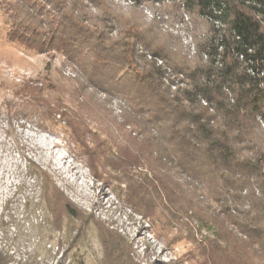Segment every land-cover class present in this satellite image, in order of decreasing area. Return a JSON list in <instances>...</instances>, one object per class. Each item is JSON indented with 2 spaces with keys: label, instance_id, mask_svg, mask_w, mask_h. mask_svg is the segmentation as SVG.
Masks as SVG:
<instances>
[{
  "label": "trees",
  "instance_id": "obj_1",
  "mask_svg": "<svg viewBox=\"0 0 264 264\" xmlns=\"http://www.w3.org/2000/svg\"><path fill=\"white\" fill-rule=\"evenodd\" d=\"M129 1L134 7L126 11L111 0H0V9L9 43L74 67L75 111L92 112L93 90L125 103L121 124L130 129V145L109 146L107 155L105 142L92 135V146L111 173L129 167L142 173L127 178L133 199L152 200L151 214L167 211L168 223L183 218L187 240L194 241L189 221L205 230L204 264H264V0L163 5L172 18L191 19L192 57L160 30L157 13L146 22L139 0ZM46 88L57 89L48 78L20 84L3 101L8 118L42 124L65 118L83 137L81 118H67L60 98L46 97ZM121 154L127 164L118 161ZM28 163L38 194L35 203H25L27 213L41 209L57 227L59 214L77 217L51 176ZM108 233L121 242V235ZM123 248L121 257L105 250V264H126ZM0 264H8L6 255Z\"/></svg>",
  "mask_w": 264,
  "mask_h": 264
},
{
  "label": "rangeland",
  "instance_id": "obj_2",
  "mask_svg": "<svg viewBox=\"0 0 264 264\" xmlns=\"http://www.w3.org/2000/svg\"><path fill=\"white\" fill-rule=\"evenodd\" d=\"M111 1L124 11L134 7L129 0ZM173 4V0H139L136 6L146 22L157 13L160 30L176 37L184 53L192 57L196 45L193 23L187 17L174 19L162 10L163 5ZM7 26L0 9V254L6 255L8 264H105V250H115L113 247L119 256L125 247L122 251L128 252L131 260L121 258L126 264H204L201 246L208 233L199 232L189 221L194 241L185 239L183 218L168 223L167 211L151 214L155 205L152 200L136 201L128 193L127 178L136 180L142 175L139 170L129 167L124 174L111 173L108 167H102V159L93 149L92 135L105 142L107 155L109 146L130 145V129H122L121 124L125 103L103 91H89L92 112L81 115L73 104L74 67L64 64L60 56L51 59L9 43ZM46 78L57 89L46 88L44 94L51 100L60 98L67 118L77 113L83 125L77 131L83 137L74 134L78 132L66 125L65 118L56 117L59 122L49 124L33 118H8L3 101L10 99L24 81L44 82ZM119 156L118 161L126 163V155ZM28 162L51 176L73 204L77 217L60 212L63 223L57 227L48 224L50 217L41 209L27 213L25 203L31 199L35 203L38 194L33 180L26 175ZM107 200L113 202L105 204ZM109 231L121 235V242Z\"/></svg>",
  "mask_w": 264,
  "mask_h": 264
},
{
  "label": "bare ground",
  "instance_id": "obj_3",
  "mask_svg": "<svg viewBox=\"0 0 264 264\" xmlns=\"http://www.w3.org/2000/svg\"><path fill=\"white\" fill-rule=\"evenodd\" d=\"M95 188V187H94ZM94 191V190H93ZM97 193V192H96ZM100 195V194H99ZM103 198V197H102ZM104 201V200H103ZM110 201L109 200H107V202L105 203V204H108ZM113 202V201H112ZM112 202H110V203H112ZM99 203V202H98ZM97 203V204H98ZM96 204V203H95ZM105 204H103L102 206H104ZM99 205V204H98ZM94 206V205H93ZM97 206V205H96ZM110 206V205H109ZM101 207V206H100ZM107 207V206H106ZM111 207V206H110ZM93 208V207H92ZM95 208V207H94ZM108 208V207H107ZM94 210V209H93ZM98 210V209H97ZM104 210V209H103ZM110 210V209H109ZM107 212V211H106ZM108 213H109V211H108ZM107 214V213H106ZM115 218V217H114ZM128 218H131V216H129ZM110 219V218H109ZM116 220V219H115ZM109 221V220H108ZM133 222V221H132ZM135 222V221H134ZM111 224V223H110ZM129 227V226H128ZM137 236V235H136ZM133 240V239H132ZM144 240V239H143ZM142 240V241H143ZM134 241V240H133ZM140 241V240H139ZM131 242V241H130ZM134 243V242H133Z\"/></svg>",
  "mask_w": 264,
  "mask_h": 264
},
{
  "label": "built area",
  "instance_id": "obj_4",
  "mask_svg": "<svg viewBox=\"0 0 264 264\" xmlns=\"http://www.w3.org/2000/svg\"><path fill=\"white\" fill-rule=\"evenodd\" d=\"M185 19H187V18L185 17ZM193 52H194V50H193ZM158 64H161V62H158ZM172 89H175V87H172Z\"/></svg>",
  "mask_w": 264,
  "mask_h": 264
}]
</instances>
